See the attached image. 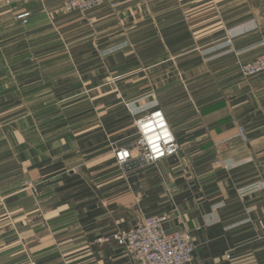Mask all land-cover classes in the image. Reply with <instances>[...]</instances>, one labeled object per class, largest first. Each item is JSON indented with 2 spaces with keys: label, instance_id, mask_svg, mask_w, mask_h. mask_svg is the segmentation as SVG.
I'll list each match as a JSON object with an SVG mask.
<instances>
[{
  "label": "crops",
  "instance_id": "0c3cea01",
  "mask_svg": "<svg viewBox=\"0 0 264 264\" xmlns=\"http://www.w3.org/2000/svg\"><path fill=\"white\" fill-rule=\"evenodd\" d=\"M62 1L0 0V218L13 221L0 225V264H141L99 238L149 212L188 230L190 264H264V73L227 85L221 106L183 122L182 149L170 160L119 167L110 144L137 109L115 90L134 84L125 70L138 51L70 46L78 13ZM212 1L235 54L264 48V0ZM200 3L192 6L213 9ZM156 13L167 15L161 4Z\"/></svg>",
  "mask_w": 264,
  "mask_h": 264
},
{
  "label": "rangeland",
  "instance_id": "374dc122",
  "mask_svg": "<svg viewBox=\"0 0 264 264\" xmlns=\"http://www.w3.org/2000/svg\"><path fill=\"white\" fill-rule=\"evenodd\" d=\"M198 1H202L201 5L204 0H104L89 11L74 10L78 13L77 19L69 21V24H75L78 33L68 42L70 46L75 44L76 48L91 46L97 48L101 54L116 51L120 47L138 51L135 53L139 55L138 57L129 58L137 60L138 63H133L134 65L128 66L125 70L133 73L134 84L129 88L121 86L115 90L117 99L122 95L123 99L136 100L130 107L137 109L136 112L131 111L132 120H124L121 125H117L114 132L115 141L110 144L114 160L119 167L123 165L117 163L115 150L138 140L139 134L135 124L137 118L155 109L162 110L179 143L180 152L182 145L176 131L183 128V122L193 118V114H204L221 106L220 101L223 102L227 96L223 94L227 85L230 87L237 80L264 73V70L249 73L244 69L246 64L255 62L264 54V48L249 55L235 54V42H226V36L230 37V29L222 23L223 15L217 3L211 0L210 6L213 9L203 7L196 9L192 5ZM104 2H108L111 9L100 8ZM157 4H161L167 12L164 19L157 18ZM62 10L69 12L63 8ZM24 13H27L28 17L29 12L20 13L16 17ZM207 15H211V20H208ZM201 19H206L207 23L204 21L195 23ZM141 50L148 52L144 53ZM187 69L189 71H186ZM122 73L123 71L120 74ZM143 82H150L149 86L146 88L141 86ZM104 92L107 93V90ZM213 101L216 103L207 105ZM103 107L107 108L99 106ZM66 108L69 111L75 109L70 105ZM121 109L120 116L123 119L127 108L123 106ZM182 116L185 119L181 118ZM200 121L201 119L196 118L194 124L199 125ZM190 122L193 120L184 124ZM237 130L240 140L247 143L246 129L239 125ZM175 155L166 159L170 160ZM215 163L219 165L220 161L216 160ZM151 214L158 213H146L136 226ZM12 222L10 217L0 218V225L8 226ZM180 228L183 227L176 229ZM114 233L121 234L113 232L109 236H101L99 240L102 237L112 239Z\"/></svg>",
  "mask_w": 264,
  "mask_h": 264
},
{
  "label": "built area",
  "instance_id": "2783aa9c",
  "mask_svg": "<svg viewBox=\"0 0 264 264\" xmlns=\"http://www.w3.org/2000/svg\"><path fill=\"white\" fill-rule=\"evenodd\" d=\"M15 1L17 0H4L6 4ZM102 1L104 0H63L62 8L69 12L74 10L86 12ZM26 16L27 13H24L18 18L25 22ZM244 69L249 73L264 70V54L255 62L246 64ZM135 124L139 138L136 142L115 150L118 164L125 165L136 160L138 167H142L179 152V143L162 110H152L147 115L137 118ZM166 220L164 215L151 214L135 228L121 234L114 233L111 237L118 246L124 248L141 264H190L195 245L188 230L167 228ZM100 240L107 243L108 239L102 237Z\"/></svg>",
  "mask_w": 264,
  "mask_h": 264
},
{
  "label": "water",
  "instance_id": "95a60500",
  "mask_svg": "<svg viewBox=\"0 0 264 264\" xmlns=\"http://www.w3.org/2000/svg\"><path fill=\"white\" fill-rule=\"evenodd\" d=\"M125 167H127L128 169H133L138 167V162L137 161H131L127 164H125Z\"/></svg>",
  "mask_w": 264,
  "mask_h": 264
},
{
  "label": "clouds",
  "instance_id": "9594fccd",
  "mask_svg": "<svg viewBox=\"0 0 264 264\" xmlns=\"http://www.w3.org/2000/svg\"><path fill=\"white\" fill-rule=\"evenodd\" d=\"M150 106H151V105H150ZM156 151H157V152L159 151V148H158V147L156 148Z\"/></svg>",
  "mask_w": 264,
  "mask_h": 264
}]
</instances>
